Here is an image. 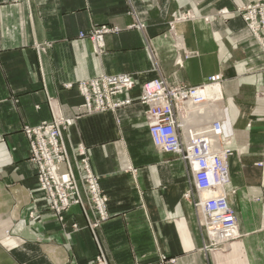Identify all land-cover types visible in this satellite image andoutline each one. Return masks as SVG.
Instances as JSON below:
<instances>
[{
  "label": "crops",
  "instance_id": "1",
  "mask_svg": "<svg viewBox=\"0 0 264 264\" xmlns=\"http://www.w3.org/2000/svg\"><path fill=\"white\" fill-rule=\"evenodd\" d=\"M131 2L146 22L154 56L140 31L125 29L132 22L126 0H0V264H94L97 246L84 206L69 209L64 233L43 206L22 126L46 120L51 112L76 116L82 98L62 84L100 73H133V102L115 113L79 117L63 139L76 174L73 146L84 143L108 196L113 218L95 232L108 264H158L161 257L175 259L173 264H264V165H256L264 161V53L236 14L178 24L190 54L185 58L180 51L179 65L165 36L176 11L207 15L247 0ZM111 23L123 29L104 36V52L97 56L79 32ZM155 63L173 83L197 85L214 73L223 76V130L236 150L228 159V201L238 232L226 249H203L194 209L184 197L187 168L150 142L137 98L139 85L157 77ZM73 222L80 230L71 232Z\"/></svg>",
  "mask_w": 264,
  "mask_h": 264
},
{
  "label": "built area",
  "instance_id": "2",
  "mask_svg": "<svg viewBox=\"0 0 264 264\" xmlns=\"http://www.w3.org/2000/svg\"><path fill=\"white\" fill-rule=\"evenodd\" d=\"M260 8L264 15V5ZM247 12L249 17L244 19L247 23H251L250 31L257 38L259 32L253 27L255 8L247 7ZM215 17L196 18L187 13L185 18L176 19L175 22L194 20L208 22ZM175 22L170 24L171 28L175 27L172 26ZM174 30L170 29L172 33L170 36L174 39L173 45L177 50L176 63L179 65L182 64L180 51L183 45H180L181 38L174 33ZM114 31L115 27L103 24L91 27L88 32H80L79 36L88 37L94 52L100 54L104 36ZM260 40L264 41V37L261 36ZM189 55L186 53L185 58ZM155 67L158 69L157 65ZM221 81L220 73L208 76L206 81L197 85L170 83L164 77L157 76L139 85L137 99L143 106V117L152 146L157 151L177 155L190 169L193 189L198 195L196 207L202 215V228L212 239L211 245L222 249L238 236V232L236 214L228 201L227 160L234 154L235 149L232 146V137L226 135L223 130ZM70 86L69 84L68 87ZM135 86L136 81L129 74L112 76L102 74L77 84L79 92L84 97L82 107L87 112L127 106L131 103L128 97L120 98L116 103H112V99L127 95ZM207 91L209 93L204 95L203 92ZM261 94L262 91L257 92V95ZM187 102L199 107L196 114L202 119L196 124H186L187 133H184L179 121L180 117L185 115L184 107ZM193 125L195 127H192ZM46 129L45 122H42L36 127L24 126L22 132L30 140V160L37 166V181L41 194L52 204L55 203L53 208L59 214L73 204H80V195L66 149L61 142L59 128L54 127L50 130L51 134ZM46 134H49V142H45L43 138ZM256 165L263 166L264 161L257 162ZM84 167L85 182L92 192L96 188L95 178L87 162L84 163ZM170 261L172 263L174 259Z\"/></svg>",
  "mask_w": 264,
  "mask_h": 264
},
{
  "label": "rangeland",
  "instance_id": "3",
  "mask_svg": "<svg viewBox=\"0 0 264 264\" xmlns=\"http://www.w3.org/2000/svg\"><path fill=\"white\" fill-rule=\"evenodd\" d=\"M126 2H127L126 3V6H127L126 14L129 17L132 18V22L130 24L126 25L125 29H136V30L141 32L142 37H143L144 47L146 48V50H147V52L149 53V56H150L151 55L150 53L153 51V49H152L153 44L151 42L152 39L148 36V33H147L146 22L138 14V12L135 9V7L133 6L131 0H126ZM261 5H264V0H247V2H245V3L241 4V5L235 6V8L229 9L227 7H222V8H219V9L215 10L213 13L207 14V15L195 14L190 9L179 10V11H176L173 14L171 20L168 22L167 34H165V36H169L171 38V40H172V44L171 45H172V48L174 49V51L176 52V59H177V50H176V48H174V45H173L174 44V39H173V37L170 36V35H172V33L170 32V29H175L174 33H176L178 35V33L176 32L177 25L181 24V23H184V22H188V21H184V22L183 21H177L178 22L177 23V22H175L176 19L178 20V19L181 18V20H182V18H185L186 14L189 13V14H191V16H194L196 18H199V17H202V16H207V17L216 16L215 19H213L215 21L217 19L218 20L219 19L220 20H227V17L230 14H236V15H238L241 18V20L244 23L245 28L251 34V38H252L253 42L264 53V41L260 40L261 36L264 37V15H263V12L261 10L262 8H260ZM247 7L251 8V9L253 7L255 8V14H254V20H255L254 22L255 23H253V27H254V29L257 28V31L259 32V37H257V38H255L253 36V34L251 33V31H250L249 26L252 27L251 23L250 22L247 23L245 21V19H244V17H246V18L249 17V13L247 12ZM213 20H211V21H213ZM211 21L209 20L208 23H210ZM172 22L176 23V24L173 23V25H172V26H175L174 28L170 27V24ZM101 25H103V24H101ZM105 25H108L110 27H115V31L113 33H109V34H116V33L120 32L123 29L122 27H120L119 25L114 24V23L105 24ZM98 26H100V25H98ZM88 31H86V32H88ZM178 36L180 37V35H178ZM78 37L79 38H87L90 41V39L88 37H80V36H78ZM103 42L104 43H103L102 50H101L100 54H97V53L94 52L93 46H92V42L90 41L91 46H92V50H93L95 55L101 56L102 53L104 52V47H105L104 38H103ZM48 45H49V43H47V44H36V49L37 50L44 49ZM180 45H183L182 44V40H181V44ZM181 52L183 53L184 57H185L186 53H189V52H186V50L184 48L181 50ZM151 56H154V55H151ZM176 59H175V62H176ZM155 65H157V64L155 63ZM157 67H158V65H157ZM155 68H154V72L157 74V76H162L166 80H168L167 77H165V76H163L161 74V71L159 69H155ZM217 73H220V72H217ZM102 74L108 75V76L118 75V74L100 73V74H98V75H96L94 77L88 78V79L78 80V81H74V82H67V83H63L62 84V88L63 89H66V90L76 89L78 91V93L80 94L81 98H82V102L78 106V114L76 116H74V117H66V116H62V115H56L53 112H51L50 118H48L46 120H41V121L37 122L36 124H30V125L29 124H25V125L22 126V129H23L24 126L36 127L40 123L45 122V126L47 128L46 131L49 134H51L50 130H53L54 127H58L59 131H60V134H61V142L63 143V145H64V147L66 149V146H65V143H64V139H63V132L68 130L75 123L76 119H78L79 117L84 116V115L95 114V113H105V112L115 113L119 109H123V108L127 107L128 105H130L133 102V99L131 97H129V95H128L129 93H128L127 95H122V96L120 95V96H117L116 98L112 99V103H116L118 100H120V98H125V97L130 98L131 99V103L128 104L127 106H125V107H117V106L108 107L107 109H105L103 111H96V112H87L86 109L84 107H82V105L84 103V97L79 92V90L77 88V84L79 82H82V81L91 80V79L96 78V77H98V76H100ZM122 74L131 75L135 79V81L137 83V80H136V78H135L133 73H122ZM221 76H222V74H221ZM222 80H223V76H222ZM169 82L173 83L171 81H169ZM176 83H182V82H176ZM69 84L71 85L70 87H68ZM183 84H185V83H183ZM52 101H53V97H51V96L47 97V104L49 106L52 104ZM36 108H38V106H36ZM223 117H224V114H223ZM146 127H147V124H146ZM192 127H195V125H193ZM49 134L44 135L43 138H44L45 142H49ZM25 137H26L28 145H29L30 140L28 139L27 136H25ZM33 139H34V137L32 138V140ZM73 150H74L73 160L75 161L74 163H76L77 169L79 171V173H77V174L75 173L73 164L71 162V158L68 155L67 150H66L68 161H69V165H70L71 171H72V173L74 175V178L76 180V186L78 188V192H79V195H80V204H76V205L73 204V206H81V207L84 206V210H85V208H86L85 202H87V207L90 208V210L92 212V216L89 217L86 214V211L84 212V210H83V213H84L85 218H86V224H87L86 226L92 232L93 237H94L95 242H96V246H97L96 252H95V254L93 256V262H94V264H108L106 256H105V253L102 250L101 246L99 245L98 238H97V236L95 234L97 229L101 228L104 224H106L107 222H109L113 218L112 217V213L110 212L109 207H108V196H107L105 190L102 188V186L100 184L99 176L97 174H95L93 172V170H92L90 159H89V155H88V152H87V149H86V146L84 145V143L83 142L76 143L73 146ZM235 152H236V150L234 151V153ZM177 158L180 159L178 156H177ZM85 162L88 163L89 168L91 170V173L93 174V176L95 178L96 188H94L92 192L89 191L88 186H87V182H85V179H86V169L84 167V163ZM227 162H228V160H227ZM33 164L36 167L35 177H36L37 186L39 187V183L37 181V166H36L35 163H33ZM186 168H187L186 173H187V181H188V184H189V188L186 190V192L184 194V197L191 204V206L194 209L195 217H196V220H197V223H198V226H199V232H200V235H201V237L203 239V242H204L203 249L206 252H209V251H212V250H214L216 248H214L211 245L212 239L208 236L209 234L207 233V231L202 228V225H201L202 224V222H201L202 215H201L198 207H196V201H197L198 195L195 194V190L193 189L192 173H191V171H190V169L188 167H186ZM130 170L132 172H134L135 168L130 167ZM39 191L41 192L40 188H39ZM41 196H42L41 198H42L43 206H45L48 210L51 211L52 216L56 219V221L59 222V224L61 226V229H62V232L63 233L66 232V229H67V218H66L67 215L66 214L69 211V209L72 208L73 206L63 210L62 213L58 214L56 212V210L53 208L55 203L52 204V202L50 200H48L46 197H44L43 194H41ZM84 196H85L87 201H84ZM72 200L73 199H71V201ZM56 205H58V204L56 203ZM35 214H36V210H31L28 213V216L30 218H33V217H35ZM78 230H80V227L78 226L77 223L73 222L71 224V232H76ZM228 246H229V244L225 245V247L222 248V249H226V248H228ZM217 249H221V248L218 247ZM170 259H172V258H163V257H161L160 261L158 262V264H173L175 262V259H174V261L172 263H171ZM68 264H74V263L70 261Z\"/></svg>",
  "mask_w": 264,
  "mask_h": 264
},
{
  "label": "bare ground",
  "instance_id": "4",
  "mask_svg": "<svg viewBox=\"0 0 264 264\" xmlns=\"http://www.w3.org/2000/svg\"><path fill=\"white\" fill-rule=\"evenodd\" d=\"M205 93H209L207 92H203V94L205 95ZM185 108V115L183 117H180V125L183 126V128H185L186 124H194L195 121L200 122V120L202 119L201 116H198L196 113L198 111V106L194 105L191 102H187ZM184 133H187L186 130L184 131Z\"/></svg>",
  "mask_w": 264,
  "mask_h": 264
}]
</instances>
